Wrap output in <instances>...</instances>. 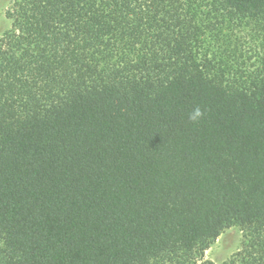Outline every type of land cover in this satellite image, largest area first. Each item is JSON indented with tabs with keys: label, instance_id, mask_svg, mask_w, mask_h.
<instances>
[{
	"label": "trees",
	"instance_id": "16d2710c",
	"mask_svg": "<svg viewBox=\"0 0 264 264\" xmlns=\"http://www.w3.org/2000/svg\"><path fill=\"white\" fill-rule=\"evenodd\" d=\"M6 16L0 264H216L232 227L222 264H264V0H13Z\"/></svg>",
	"mask_w": 264,
	"mask_h": 264
},
{
	"label": "rangeland",
	"instance_id": "374dc122",
	"mask_svg": "<svg viewBox=\"0 0 264 264\" xmlns=\"http://www.w3.org/2000/svg\"><path fill=\"white\" fill-rule=\"evenodd\" d=\"M13 0H0V36L10 28L11 22L6 16V11ZM242 232L237 227L225 230L219 238L205 252L204 258L222 264L241 246Z\"/></svg>",
	"mask_w": 264,
	"mask_h": 264
},
{
	"label": "clouds",
	"instance_id": "9594fccd",
	"mask_svg": "<svg viewBox=\"0 0 264 264\" xmlns=\"http://www.w3.org/2000/svg\"><path fill=\"white\" fill-rule=\"evenodd\" d=\"M203 115L199 107L195 108L192 113L189 115V119L193 122L197 121Z\"/></svg>",
	"mask_w": 264,
	"mask_h": 264
}]
</instances>
